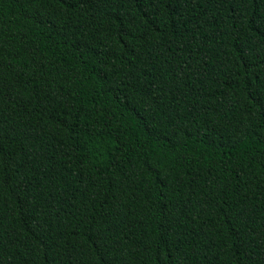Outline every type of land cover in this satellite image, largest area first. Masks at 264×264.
<instances>
[{
  "label": "trees",
  "instance_id": "obj_1",
  "mask_svg": "<svg viewBox=\"0 0 264 264\" xmlns=\"http://www.w3.org/2000/svg\"><path fill=\"white\" fill-rule=\"evenodd\" d=\"M0 264H264V0H0Z\"/></svg>",
  "mask_w": 264,
  "mask_h": 264
}]
</instances>
